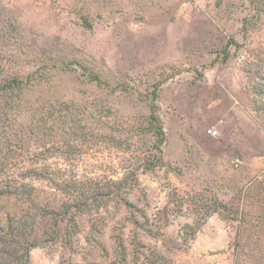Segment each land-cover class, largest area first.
<instances>
[{"label":"rangeland","instance_id":"rangeland-1","mask_svg":"<svg viewBox=\"0 0 264 264\" xmlns=\"http://www.w3.org/2000/svg\"><path fill=\"white\" fill-rule=\"evenodd\" d=\"M0 63L3 220L90 196L30 264H264V0H0Z\"/></svg>","mask_w":264,"mask_h":264},{"label":"trees","instance_id":"trees-1","mask_svg":"<svg viewBox=\"0 0 264 264\" xmlns=\"http://www.w3.org/2000/svg\"><path fill=\"white\" fill-rule=\"evenodd\" d=\"M91 79L97 80L98 77L93 75ZM23 83L24 79H20L17 75H10L7 66L0 63L1 112L11 111L24 102L19 94L23 91ZM157 120V116L151 113L150 122L156 124V122L158 123ZM155 128V134L158 136L160 142H162L165 138V133L160 126L157 127L156 125ZM156 160L157 162H162L161 156ZM9 181L13 183L9 186L5 184L0 188V201L5 199L8 202L12 198L18 200L17 198L20 195H24L29 191L27 183H21L18 186L14 179ZM69 183V180L62 182L64 185H68ZM82 184L84 183L73 180L71 186L64 189V194H68L72 198V203H65V206L63 203V211L42 210L32 204V208L22 209L21 214L14 213L12 217L7 216L5 220H3L0 213V264H30L31 249L50 241L56 242L60 239L59 226L65 222L68 209L75 208L77 209V213L90 211V196L87 195V191L83 190ZM46 218L52 219L53 229L51 232L48 230L49 222L45 221ZM70 220L74 221L72 218Z\"/></svg>","mask_w":264,"mask_h":264},{"label":"built area","instance_id":"built-area-1","mask_svg":"<svg viewBox=\"0 0 264 264\" xmlns=\"http://www.w3.org/2000/svg\"><path fill=\"white\" fill-rule=\"evenodd\" d=\"M209 134L215 136L217 134V132L213 131V130H209Z\"/></svg>","mask_w":264,"mask_h":264}]
</instances>
